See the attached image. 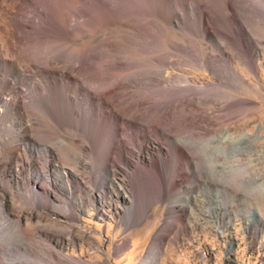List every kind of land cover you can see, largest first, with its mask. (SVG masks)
Wrapping results in <instances>:
<instances>
[{
  "label": "bare ground",
  "instance_id": "6f19581e",
  "mask_svg": "<svg viewBox=\"0 0 264 264\" xmlns=\"http://www.w3.org/2000/svg\"><path fill=\"white\" fill-rule=\"evenodd\" d=\"M252 7L247 9L264 13V8ZM231 10V0H0V148L11 155V160L5 159L10 165L6 168L11 169L13 161L25 166L24 155L37 149L42 161L32 152L35 182L44 187L53 176L41 173L38 163L47 168L55 159L73 157L88 170L86 182L91 189L102 190L121 179V187L132 194L134 212L129 216L133 217L141 214V206L163 199L169 188L187 203L202 204L201 179L195 174L203 161L210 168L215 165L217 145L214 136L193 124L199 121L195 95L214 89L225 96L218 85L228 82L224 69L232 65L221 56V48L217 47L219 54L206 58L201 44L177 43L169 30L176 24L178 29L196 28L197 34L209 37L214 28L235 43L248 34ZM170 48L215 75L217 82L209 85L210 91L190 83L188 77L182 81L185 84L174 85L179 80L152 75L154 69L157 72L168 64L162 57ZM217 61L222 65L217 66ZM205 101L212 103L213 97ZM235 109V100L227 99L219 111L227 119ZM188 119L193 122L188 124ZM159 122L183 135L170 134ZM147 128L156 130V137ZM34 129L54 139L60 153L48 142L38 143L32 136L37 134H32ZM82 153L89 160H83ZM246 168L245 163L241 169ZM218 191L222 200L214 199L217 196L211 192L204 199L214 208H225L230 191ZM100 198L103 201L105 195ZM5 226L0 228V238ZM161 241L157 238L148 250L152 263ZM10 243V251L26 248V243ZM21 260L15 264H22Z\"/></svg>",
  "mask_w": 264,
  "mask_h": 264
},
{
  "label": "rangeland",
  "instance_id": "374dc122",
  "mask_svg": "<svg viewBox=\"0 0 264 264\" xmlns=\"http://www.w3.org/2000/svg\"><path fill=\"white\" fill-rule=\"evenodd\" d=\"M253 5L264 8V0H231L230 12L237 16L248 34L235 43L214 28L209 37L197 34L196 28L178 29L176 24L172 32L169 30L177 43L201 44L206 58L209 54H219L217 47L221 48V56L232 65V69H224L228 82L222 87L218 85L226 97L217 90L218 96L211 89V93L204 94L207 99L213 97L212 103L207 104L204 95H195L199 121L187 120L188 124L193 122L202 132L214 136L217 145L213 153L217 162L212 165L215 168L211 166L214 171L203 161L195 174L201 179L204 193L200 199L205 201L187 203L186 198L177 195V190L169 188L163 199L146 208L141 206L138 218L129 216L134 212V202L131 192L121 187V179L112 180L102 190L91 189L86 182L88 170L74 162L73 157L60 158V162L55 159L47 168L37 162L41 173L53 176V180L50 178L49 183L40 187L35 182L36 166L32 157L35 151L42 161L37 149L24 155L25 166L12 159V168L7 169L10 165L6 166L5 159L11 160V155L0 148V159L5 161L0 165V228L7 225L0 238V264H15L18 259H22V264H264V13L247 9ZM169 51L175 53L162 57L168 64L162 71L154 69L152 75L179 80L173 81L174 85L185 84L182 81L186 77L199 87L217 82L210 70L189 63L172 48ZM121 90L118 91L125 92ZM227 99L235 100L236 112L224 119L219 110ZM137 121L147 124L140 118ZM159 123L161 129L167 132L170 129V134L183 132L162 127L170 126L168 123ZM159 123H156L158 128ZM34 130L32 134H37L32 136L38 143H49L51 149L60 153L54 139ZM150 131L147 128V133L156 137V130ZM162 145L167 148L165 143ZM87 155L82 153L83 160H89ZM245 163L246 170L241 169ZM224 187L230 191L227 207L208 205L204 199L207 194L211 192L217 196L214 199L222 200L223 193L217 191ZM102 195H105L103 201ZM176 201L181 204L173 206ZM157 238L162 240L161 248L152 263L148 250ZM10 242L26 243V248L10 251L7 249Z\"/></svg>",
  "mask_w": 264,
  "mask_h": 264
}]
</instances>
